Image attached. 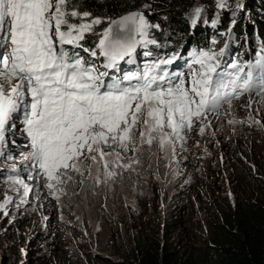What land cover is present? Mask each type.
<instances>
[{"label":"snow or ice","instance_id":"obj_1","mask_svg":"<svg viewBox=\"0 0 264 264\" xmlns=\"http://www.w3.org/2000/svg\"><path fill=\"white\" fill-rule=\"evenodd\" d=\"M89 17L71 0H0V155L8 122L23 106L30 147L23 159L57 199L69 182L90 179L96 186L107 185L121 171H135L144 145H171L174 151L194 124H203L208 113L231 98L253 89L264 94V55L243 65L233 62L227 66L232 71H218L223 51L193 52L192 64L198 67L191 68L188 80L162 68L175 56L119 78L109 76L107 70L118 69L126 57L131 61L138 47L157 44L149 30L159 25L132 13L112 21L96 48L87 49L81 44L85 33L102 23ZM65 45L90 57L99 53L105 71ZM199 131L203 134L205 127ZM14 183L24 197L31 191L23 179Z\"/></svg>","mask_w":264,"mask_h":264},{"label":"rangeland","instance_id":"obj_2","mask_svg":"<svg viewBox=\"0 0 264 264\" xmlns=\"http://www.w3.org/2000/svg\"><path fill=\"white\" fill-rule=\"evenodd\" d=\"M215 1L219 12L210 20V27L215 32L208 37L207 47L194 46L183 54L187 63L182 72L185 80L190 78L191 68L198 67L192 64L193 52L219 54L223 51L224 56L218 55V71H232L227 68L229 64L255 62L264 55V45L257 42V50L249 53L251 59H245L242 57L244 46L234 24L228 31H221L222 13L230 15L234 21L250 19L244 6L246 0H224L223 7L220 6L221 0ZM143 15L149 24H161H155L146 14ZM153 28L157 27H152L149 35ZM223 106V112L222 109L217 111L220 114L210 112L203 124H194L185 141L176 143L174 151L171 145L163 149L157 143L144 145L135 171H121L107 185L96 186L88 179L70 191L68 185L65 186L66 194H58L61 202L57 215L46 205L36 210L29 226L8 225L6 205L0 210V264H30L28 261L33 254L29 252V245L42 241L40 238L52 229L60 231L71 241L66 247L65 257L56 264H103L104 257L115 258V251L129 244V238L134 240L164 234L177 245L181 243L183 233L189 235L187 240L190 243L198 246L211 242L218 210L236 191L233 173L241 171L246 175L244 169L250 165V156L257 153L260 156L256 166H264V94L253 89L231 98V103L225 102ZM20 109L11 117L19 115ZM23 112L21 109L20 117L12 119L14 126L8 122L10 127L6 128L5 145L11 148L4 145L0 170L18 169L21 164L28 163L23 159V154L30 151L28 142L24 140ZM202 126L205 127L203 134L199 131ZM16 147H23V152ZM5 153L12 155V159H6ZM42 183L46 185L44 178ZM2 193L9 195L7 191ZM10 197L14 203L11 187ZM2 200L0 196V205L6 202ZM170 213L174 214L173 217H169ZM178 224L185 231L182 227L179 229ZM54 253L57 251L52 249L48 255L51 257Z\"/></svg>","mask_w":264,"mask_h":264},{"label":"trees","instance_id":"obj_3","mask_svg":"<svg viewBox=\"0 0 264 264\" xmlns=\"http://www.w3.org/2000/svg\"><path fill=\"white\" fill-rule=\"evenodd\" d=\"M71 2L80 12H89L91 17L103 21L100 26L85 33L81 44L87 49L96 48L100 34L108 28L112 19L129 11L139 10L153 23L161 22L159 28H153L150 34L157 44L149 45L148 48L140 47L131 61L126 57L118 62V69L107 70L109 76L116 78L127 72L142 69L145 64L152 61L173 56L178 58L173 60L172 64L163 65L162 68L170 75L182 76L187 66L183 54L194 46L207 47L208 37L213 36L215 32V29L212 30L213 27H210V20L219 12L215 0H71ZM244 6L250 19L239 18L238 21H234L230 15L222 13L220 15L223 17V23L220 26L221 31H228L234 24L237 36L244 46L242 57L250 60L252 55L249 53L257 50V42L264 45V0H246ZM197 9H200L198 15ZM72 22H79L78 18H72ZM65 47L70 52H79L85 60L95 61L100 71H105L102 66L106 61L99 53L97 57H90L80 48H73L70 45ZM145 51H150L152 55L144 56ZM108 82L105 78V83ZM223 108L222 103L219 107L222 109L221 112L224 111ZM213 113L220 114L217 111ZM259 156V153L250 156V165H246L244 169L246 175L241 171L233 173L237 182L236 191L218 210V220L214 223L211 242L198 246L197 243H190L187 240L189 235L183 233L181 243L177 245L164 234L134 240L129 238V244L116 250L115 258L104 257L103 264H264V166H256ZM48 197L54 198L50 194ZM173 215L170 213L169 217ZM180 225L179 229L182 227V231H185ZM173 226L175 225L171 227Z\"/></svg>","mask_w":264,"mask_h":264},{"label":"clouds","instance_id":"obj_4","mask_svg":"<svg viewBox=\"0 0 264 264\" xmlns=\"http://www.w3.org/2000/svg\"><path fill=\"white\" fill-rule=\"evenodd\" d=\"M21 109H23V106ZM21 109L19 115H14L10 118L9 121H11L12 126H14V124L12 123V119L20 117ZM21 117L24 121L23 114ZM23 126H25L24 123ZM24 140L28 142V139L26 137ZM5 146L7 148H11L9 145ZM16 148L18 149V151L23 152L24 150L23 147ZM5 155L7 157H13L9 153H5ZM26 164L27 163L21 164L16 170L9 168H3L0 170V196L3 197L2 202L6 200V202H3L1 204L3 205V207H0V210L4 209L6 205H8V209L6 211V215L8 217V219H6V224L8 225L17 223L19 225L29 226L33 216L35 215L36 210L39 207H45L46 205H49L51 211L54 210L56 215L58 214V207L60 205L61 200L57 199L55 194L50 193L46 185H43L42 181L44 177L42 175H37L35 169H32L30 165L26 167ZM17 178L23 179L24 182L31 189V191L26 197L21 195V193L23 192V188L20 185L14 183ZM77 186H79V183L69 182L68 190L70 191L76 188ZM10 187L14 191V203L12 202V200L8 199V197H10ZM16 189H19V191H17ZM2 191H7L9 195L3 194ZM49 194L53 195L54 198H49ZM40 239L43 240L37 241L36 243L29 245V252H32L33 254L31 256V259L28 261L30 264H56L65 257L67 252L66 247L69 244L68 242H71L69 239L64 238L61 235L60 231L56 229H52L49 233H47L46 235H44V237H41ZM25 247H28L27 244ZM51 248L56 250L57 253H54V255L50 257L48 255V252L52 250ZM19 252L22 257V251L20 248ZM56 254L58 255L57 257L60 258H56ZM23 262L24 260L22 257V263Z\"/></svg>","mask_w":264,"mask_h":264},{"label":"water","instance_id":"obj_5","mask_svg":"<svg viewBox=\"0 0 264 264\" xmlns=\"http://www.w3.org/2000/svg\"><path fill=\"white\" fill-rule=\"evenodd\" d=\"M137 12H140V11H139V10H132V11H129V12L123 14V15H120V16H118V17L112 19V20L110 21L109 26L111 25V22H112V21L119 20V19H121L122 17H124V16H126V15H129V14H132V13H137ZM109 26H108V27H109ZM138 49H139V47L136 49V51H137Z\"/></svg>","mask_w":264,"mask_h":264}]
</instances>
